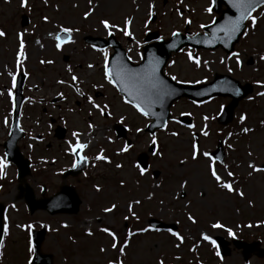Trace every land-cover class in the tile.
Instances as JSON below:
<instances>
[{
	"label": "rangeland",
	"instance_id": "374dc122",
	"mask_svg": "<svg viewBox=\"0 0 264 264\" xmlns=\"http://www.w3.org/2000/svg\"><path fill=\"white\" fill-rule=\"evenodd\" d=\"M149 3L155 5V15L146 28ZM207 3L208 0H183L182 4H179L178 0H93V4L98 7L88 19H84L83 12L88 8L87 0H47V3L45 0H27L26 8L21 7L20 0H0V31L7 33L6 36L0 37V142L6 137L11 116L12 97L7 95V89L11 86L9 73L17 70V34L24 33L27 55L24 69L29 75L23 85L25 100L20 111V126L28 133V137L19 142V147L24 156L34 162L25 181L34 192L35 199L49 197L62 184L73 185L81 199L76 213L49 214L43 209L29 213L17 187L18 183L24 185V182L16 179L15 167L9 163L4 170L5 174L0 176V203L4 206L2 218L7 215L10 226L6 246L0 250L3 252L0 264H26L29 255L28 236L26 231L15 227L18 223L35 224L38 221L50 224L56 229L49 232L43 228L45 235L41 243V251L51 254L53 264H107V260L116 259L118 253L110 248V238L97 229L109 225L120 233L122 241L124 230L135 231L140 227H148V220L151 219L175 225L174 231H178L185 238L183 244L179 248L174 247L177 241L167 230L133 236L131 246L126 249L125 264H156L160 259H163L164 264H264V256L258 257L252 253L244 260L241 249L232 245H228L229 255L217 257V244L213 247L210 242L201 239V233H205L214 240L216 237H223L228 241L231 238L244 239L247 242L260 240L259 246L264 248V173H253L250 177V169L247 167L249 162L258 166L264 164V126L259 123L264 120V97L255 95L264 89L254 83L255 80H264V62L258 59L260 54H264V19L258 22L254 32L248 37H240L234 46L233 51H239L241 58L246 61L242 70L235 68L233 60H228L226 64L220 63L221 57L230 55H226L221 49H191L194 54L198 53L202 60L209 61L208 68H196L187 59L189 49L172 55L165 68L169 77L175 75L178 80L208 82L215 74L229 75L242 85L249 83L253 87V93L249 96L254 99L249 101L246 97L239 101L233 121L226 127L220 126L216 117L219 106L226 105L228 98L214 97L204 103L195 104L185 98L174 102L170 107L167 132L177 131L182 135L174 138L165 131L157 130L164 158L160 159L154 157L151 152L148 153V165H151V169L144 177H139L132 165L140 153L147 152L149 138L146 132L135 134V128L143 127L148 121L125 105L117 91L102 79L101 53L83 45L82 42L84 35H106L99 25L100 19L108 18L121 24L125 16L133 19L131 28L140 45L144 35L151 30H157L165 39L172 31L195 34L201 30L200 24H209L216 17L214 12L208 14L203 11ZM183 5L188 8L185 9ZM177 7L184 13L183 17L176 14ZM24 15L28 16V24L21 27L20 20ZM44 16L48 17L47 23L42 20ZM184 17L192 23L184 24ZM58 24L80 29L79 33L72 34L75 43L64 45L62 51L55 49V41L48 35L49 32L58 31ZM114 34L125 45L128 54L136 59L139 51L136 43L119 31ZM37 40L39 44L36 43ZM130 48L132 52L128 51ZM41 60H52L53 63L41 64ZM89 63L95 67L88 69ZM69 66L72 68L71 73L67 70ZM226 66H232L233 72L228 73ZM72 74L79 77L76 85H72ZM58 80L65 83L58 84ZM92 84H102L103 87L93 89ZM75 87H79L86 96L92 95L97 103L109 104L112 118L101 117L96 110L91 109L87 100L75 92ZM58 92L64 93L65 98L57 96ZM54 100L56 101L53 102ZM43 108L46 112L42 111ZM89 112L92 113L91 116L88 115ZM182 112L191 113L188 117L191 123L197 125V128L191 131L197 133L202 123L201 116L215 117L208 121L209 137L198 135L197 138L202 150L213 151L218 141L221 142L223 160L229 165V170L234 172L235 187L243 190V197L235 193L228 194L218 188L206 172L202 157L197 162L189 159L185 166H177V161L188 157L190 153V130L184 127L185 124L174 123L171 119H179ZM241 113L247 115L244 126L254 128V132H240L237 118ZM121 115L126 117L124 122L127 123V129H132L127 132L126 139L135 145L134 150L127 154H117L123 139L115 137L112 124L118 121ZM48 116L56 120V126L66 129L63 139L57 140L53 137V126L49 124ZM5 118L8 120L7 124L4 122ZM89 123L95 125L91 130L87 127ZM73 131L80 133V138L86 136L90 141L89 147L84 150V154L89 157V163L82 172L63 178L60 174L71 166L73 160L66 152L65 144V141L72 139ZM91 132L94 135L90 134ZM228 132L233 133L227 141L232 144V150L224 143ZM38 135L41 136V141L36 140ZM109 136L113 137V143L108 142ZM49 145L50 148H46ZM101 148L112 160V164L97 162V166L93 167L92 159ZM248 152L252 153L251 157ZM0 158H4L1 150ZM116 163H121L123 167L116 169ZM154 171L158 174L154 175ZM182 178H187L189 184L184 194L174 199ZM121 179L125 181L123 188L119 186ZM95 184L101 186V192L95 191ZM155 184L161 186L154 188ZM41 188H44L43 195L40 194ZM150 192L153 193L152 198L146 199ZM132 198L142 200L141 206L134 209L139 220L129 217L128 221H124L123 216L129 215L127 203ZM161 200L164 201L163 204L160 203ZM249 200L252 201L251 205ZM112 202L117 203V209L111 214L104 213L103 208ZM13 204L14 209L11 207ZM186 204L189 205L188 208H185ZM189 212L196 219L195 224L187 220ZM217 222L224 227L213 228L212 225ZM64 223L69 225L68 228L61 227ZM87 228H92V237L85 235ZM229 228L234 236L228 235ZM69 236L76 241L75 244L68 239ZM100 247H104L106 253L99 252ZM193 248L194 250L190 251Z\"/></svg>",
	"mask_w": 264,
	"mask_h": 264
},
{
	"label": "snow or ice",
	"instance_id": "6c2138e0",
	"mask_svg": "<svg viewBox=\"0 0 264 264\" xmlns=\"http://www.w3.org/2000/svg\"><path fill=\"white\" fill-rule=\"evenodd\" d=\"M21 7H27V0H20ZM45 3H47V0H45ZM179 4L183 3V0H178ZM217 3V0H208L207 6L203 8V11L205 13L211 14L214 11V7ZM88 8L86 11L83 12V18L88 19L95 9L98 7V5L93 4V0H87ZM228 6H230L234 11V16H225L222 24H217L215 21V18H213V21L211 23V34L208 33L203 34V39H197V43L202 44H215L218 41L220 43H223L225 47H228V43L230 41H233L234 39H238L240 37H248L251 32H254L258 22L261 19H264V0H227ZM77 5H73V7H76ZM185 9L188 8L187 5H183ZM155 8V5L153 3H149L147 5V20L145 21V27H148V23L153 19L155 13L153 9ZM258 13V14H257ZM176 14L178 16L183 17L184 13L181 11L180 7L176 8ZM42 20L47 23L48 17L44 16L42 17ZM183 23L186 25H189L192 23V21L186 17L183 18ZM122 24V26H121ZM121 24H117L113 21H111L108 18H103L99 20V25L103 28L104 32L107 36H113L114 32L119 31L121 32L125 37L131 38L137 45V47L140 46L139 41H136L135 36L133 35L132 31V24L133 19L129 16H125L122 19ZM199 27L201 29H206L209 27L207 24H200ZM58 31L55 33L49 32L48 35L52 37L55 41L54 47L57 51H62L63 46L70 43H75V41L72 39L73 33H79L80 29L78 27L73 26H65L64 24H58L57 25ZM239 34V36H238ZM180 33L178 31H172L171 36L172 37H178ZM6 36V33L4 31H0V37ZM24 33H18L17 39H18V50L16 52V66L17 70L16 72L9 73V76L11 78V86L7 89V95L11 98L13 97V90L17 86V72H20L23 74L25 78L28 77L29 73L24 69V62L27 59L26 55V46L23 39ZM195 37V34H193L192 37H189V39H192ZM162 39V37L160 38ZM37 44H39V41H36ZM91 47L93 50L98 51L102 55L103 59V66H102V79L107 82L108 85H110L113 89H115L118 93H120V99L125 105L130 106L132 109H134L135 113L139 114L141 117H144L148 119L150 122L147 124H144L143 127H136L135 128V134H143L145 129H149L148 133V146L151 151V154L154 157H158L160 159L164 158V153L161 150V146L159 143V137L157 135V131L152 129H159L161 131L167 132L168 129V123L169 121L167 119H163V114L161 112L154 111V108L158 105H163L165 100L171 96H173L176 93V89L172 87L167 79L164 78V75H162V68L161 65L164 63L159 57L154 56L152 54H149V57L145 61V58L140 54L137 53V55L140 58V63L137 64L135 67L130 66L129 63H125V60L131 62L132 57L130 55L125 56L123 59H121L119 56L117 58L112 59L109 55V52L106 48L103 47H97V45L92 44ZM169 48H175L176 44L171 43L168 45ZM129 52H132V49H128ZM183 51V49H181ZM187 59L192 62L196 68H201L202 66L204 68L209 67V61L208 60H202L199 54H194V52L191 50V48L187 52ZM259 61L264 62V54H260L258 56ZM228 60H233L235 64V68L237 70H242L245 66L246 61L241 58V53L239 51H232L229 56L227 57H221L220 63L226 64ZM41 64H48L51 65L53 63L52 60H41ZM173 63H175L173 61ZM95 67L94 64L89 63L87 65L88 69H93ZM68 72H72L71 66L68 67ZM226 70L228 73L233 72L232 66H226ZM72 81V85H76L79 77L75 74H72L70 77ZM170 79L176 83H196L201 84L204 81L196 80V81H187V80H178L175 75L171 76ZM206 79V78H205ZM58 84H64L65 81L58 80ZM229 83L230 82H225ZM255 85L261 89H264V80H255ZM91 87L93 89L97 87H103V85H97L92 84ZM216 90V85L213 84L211 88H208L205 90L204 93H198V95H205L207 93H210L212 91ZM220 91H228L232 92L233 94L239 96L241 94V89L239 87H236L235 85H231L228 88H220ZM75 92L80 96L84 97L88 104L90 105L91 109L96 110V112L99 113L101 117L105 118H112V111L110 109V105L107 103H97L96 100L92 95H85L83 91L80 90L79 87H75ZM2 94V93H0ZM256 96L264 97V91H258L255 93ZM57 96H59L61 99H64V93L58 92ZM209 99L211 97L209 96ZM247 99L249 101L253 100V96H248ZM195 104L196 101H193ZM200 103H204V101H201ZM220 112H223L225 109V105L221 104L219 106ZM69 111H72V109H68ZM220 112L217 113V115L220 114ZM89 116L92 115L91 112L88 113ZM181 116H190L191 113H184L182 112L180 114ZM155 118L157 121L156 123H152V119ZM126 117L121 115L119 117V120L117 123L123 124ZM174 123L180 124L182 123L180 120H178L176 117L171 118ZM215 119V117H210L209 115H203L200 117L201 120V126L198 129V133L196 131H191L197 128V125L195 123H187L184 125L187 129L190 130L191 133V142H190V153L188 157H185L184 159H179L177 161L178 167L185 166L189 159L193 162H197L201 157L204 159L205 163V169L212 181L215 182L216 186L220 189H223L228 194L235 193L236 195L243 197L245 194L243 190L235 187V174L233 171L229 170V165L224 162V160L215 154L214 151L209 150H202V145L197 138L199 136H203L205 138L209 137L210 131H209V125L208 121ZM247 121V115L245 113H241L237 118V123L240 126V132L244 134H249L254 132V128L244 126ZM5 124L8 123L7 118H5ZM262 126H264V120H261L259 122ZM88 129H93L95 127L94 124L89 123L87 125ZM22 131V129H21ZM128 131H132V129H128ZM168 135L174 138H179L182 133H179L177 131H171L167 132ZM233 136L232 132L227 133V137L225 138L224 143L226 144V147L229 150H232V144L228 143V139ZM72 139L65 141L66 152L70 154L73 157L71 167L73 169H76L80 167L82 164L89 163V157L84 154V150L89 147L90 141L85 140L81 141L80 139V133L73 131L71 133ZM35 139V137H33ZM107 140L109 143H113V137L109 136L107 137ZM31 147V145H29ZM135 148V145L133 142L125 139L122 141V146L119 147L117 154H127L130 151H133ZM7 154H5L4 158H0V176L5 174V169L8 166ZM248 156L251 157L252 153L248 152ZM97 162H103L106 164H112V160L109 158L108 155L105 154V150L103 148L99 149V151L96 153V155L92 159V166L96 167ZM217 165L220 167L218 168ZM123 165L121 163H116L115 168L121 169ZM132 167L137 171L139 177H144L145 175L149 174L151 165L145 166L143 161H137L133 163ZM247 167L250 169L248 175L251 177L253 173H264V164L262 165H256L254 162H249ZM84 175H87V173H84ZM137 184H139V180L136 181ZM189 184V180L187 178H182L181 181L178 184V191L174 194V199L180 198L184 192L187 189V186ZM119 186L121 188L125 187V181L121 179L119 181ZM160 184H155L154 188H159ZM96 192H101L102 188L99 184L93 185ZM41 191H44L43 188H41ZM153 196V193L150 192L146 199H151ZM161 204L164 203L163 200L160 201ZM252 201L249 200V205H251ZM142 200L139 198H132L130 202L127 203V212L129 215L123 216L124 221H128L129 217H131L133 220H139V216L137 215V212L134 210L135 208L141 206ZM11 207L14 209L15 205H11ZM118 207L117 203L112 202L108 206H105L103 208V212L106 214H111L116 210ZM189 205L186 204L185 208H188ZM7 210L5 209V212ZM187 220L193 224L196 223V219L194 218L193 214L189 212L187 214ZM178 224L179 221H176ZM45 228L49 232L56 231V229L52 228L50 224L46 223H40L36 222L33 223H26L21 224L18 223L15 225L17 229H20L22 231L27 232V252H28V258L26 261V264H33L34 261V254L36 252V245L33 242V234H34V228L35 227ZM68 224L64 223L61 225L63 228H68ZM213 228H223L224 225L217 222L212 225ZM100 233H103L107 235L110 238V248L115 250L118 253V257L116 259H108L107 264H125V257L127 256L126 249H128L131 246V238L133 236L144 234L150 231L159 232L161 231L159 228H156L152 225H149L148 227H140L133 231L132 229H126L123 232V238L121 241L120 233L113 229L109 225H105L103 227H99L97 229ZM168 233L175 238L177 243L174 245V247L179 248L181 244L184 242V236H182L178 231H174L173 229L169 228ZM229 236H234L232 229H227ZM85 235L88 237H92L94 235V232L92 228L85 229ZM10 236V226H9V218L7 215H4L2 218V221H0V250H3L6 246V238ZM68 239L75 244L76 241L69 236ZM201 239L204 241L210 242L213 247H216V241L208 234L201 233ZM99 252L106 253V249L104 247H100ZM194 250L190 249V251ZM216 256L219 257L220 251L217 249L215 252ZM3 255V252L0 251V256ZM156 264H164L163 259H160L156 262Z\"/></svg>",
	"mask_w": 264,
	"mask_h": 264
},
{
	"label": "water",
	"instance_id": "95a60500",
	"mask_svg": "<svg viewBox=\"0 0 264 264\" xmlns=\"http://www.w3.org/2000/svg\"><path fill=\"white\" fill-rule=\"evenodd\" d=\"M222 5H224V9L221 10ZM214 10L220 12L219 17L215 19L217 24H222L225 16L235 15V11L230 6H228L227 0H217ZM204 30H206V32L210 35L212 31L211 24L209 25L208 28ZM203 34L204 33L202 34L198 33L192 39H189V37H180V36L172 37L168 42L160 41L158 43L147 45L145 47L143 57L145 58V61H146L147 58L149 57V54H152L154 56L159 57L162 61L165 62L170 51H176L185 44L189 46H193V47L209 48V49L220 47L225 52L228 53L233 49V44L238 41V39H234L233 41H230L228 43V47H225L224 44L220 43L219 41L211 45L197 43L196 42L197 39H203ZM151 38L153 37H149L148 39H151ZM86 40L90 41L93 44H101L102 46L106 45L107 43H110L115 50L114 54L111 55L110 57L112 59L117 58V56H119L121 59L124 58V55L121 53L119 46L115 43L113 36H109L107 40H104V39L101 40L98 38H91V37L86 38ZM171 43H175L176 47L169 48L168 45ZM125 63H129V62L125 60ZM129 64L132 67H135L137 65V64L133 65L131 63ZM163 64L161 65V68ZM164 78L167 79L168 83L176 89V93L173 96L167 98L162 106L158 105L154 108V111L161 112L163 114V119L168 118V108L170 104L181 96H186L192 100L198 101V100L209 98V96L211 97L214 95L216 96L222 95V96H230L231 101L225 106L224 111L220 113L217 120L220 124H227L232 118L233 108L236 106L237 102L240 100V98H242L249 91H251V87L244 86L240 88L237 81L229 77H226L224 75H218L214 77V79L211 82L200 84V85L178 84L176 82H173L171 79L165 76ZM225 82H230L231 85H235L236 87H239L241 89V94L237 96L233 94L232 92L220 91L219 90L220 88L222 87L228 88L230 86L229 83H225ZM22 83H23V75L21 74L17 81L16 91H15V111L13 113V121H12L11 129H10V135L8 137L9 140L4 144L5 150H6L5 153L7 154L6 156L7 159L13 160L18 165L19 177H23L27 173V161L21 157V155L18 153L17 148L15 146L16 140L19 137H21V134H22L21 131H19L18 126H17V112H18L19 104L22 99L21 93H20ZM213 84L216 85V90L210 93H207L205 95H198V93H204L206 89L211 88ZM181 119L185 121L186 117H182ZM151 122L156 123L157 121L155 120V118H153ZM121 130L122 129H119L118 131H120V133L123 135L124 131L123 130L121 131ZM152 130H155V129H152ZM57 131H61V133L59 134V137H62L64 130L58 129ZM145 131L149 132V129H145ZM214 152L216 155L222 158L223 153H222L221 146H218V148ZM141 160L146 166L147 156L145 154H141L138 157V161H141ZM84 165L85 164H82L80 167L76 169L72 168L69 172L75 174L81 171ZM155 174H157V172ZM26 190H27L26 202L31 212L37 209H43V210H46L50 214H55V213H76L78 210L80 199L78 198L75 190L72 187L63 186L60 189V191L57 194H55L53 197H48V198H44L41 200H34L31 189L27 187ZM2 209L3 207L0 205V221H1V216H2ZM149 224L157 228H169V227L175 228L173 224L163 223L156 219L149 220ZM44 234H45L44 229L34 231L33 242L36 245V252L34 254L33 264H51V255L43 254L40 251V244L44 238ZM216 239L219 243L221 253L223 255H228L230 252L229 248L227 247L228 242L224 240V238L222 237H216ZM233 244L236 248H242L244 259H246L249 256V254L254 250H257L258 256L264 255V249L258 248L259 241H254L252 243H246L244 241L234 239Z\"/></svg>",
	"mask_w": 264,
	"mask_h": 264
},
{
	"label": "flooded vegetation",
	"instance_id": "af4514ba",
	"mask_svg": "<svg viewBox=\"0 0 264 264\" xmlns=\"http://www.w3.org/2000/svg\"><path fill=\"white\" fill-rule=\"evenodd\" d=\"M42 111H43V112H46L45 108H43ZM48 120H49L50 125H53V124H52L53 122H51V120H53L51 116H48ZM38 139H41V136H40V135H38ZM48 147L50 148V145H49ZM49 148H48V149H49Z\"/></svg>",
	"mask_w": 264,
	"mask_h": 264
},
{
	"label": "bare ground",
	"instance_id": "6f19581e",
	"mask_svg": "<svg viewBox=\"0 0 264 264\" xmlns=\"http://www.w3.org/2000/svg\"><path fill=\"white\" fill-rule=\"evenodd\" d=\"M88 136H90V135H88ZM80 139H81V141H83V140H87V137H86V136L83 137V138L81 137Z\"/></svg>",
	"mask_w": 264,
	"mask_h": 264
}]
</instances>
